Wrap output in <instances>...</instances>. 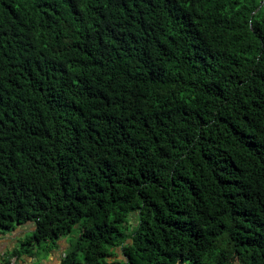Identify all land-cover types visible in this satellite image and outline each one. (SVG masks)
<instances>
[{"label": "trees", "instance_id": "1", "mask_svg": "<svg viewBox=\"0 0 264 264\" xmlns=\"http://www.w3.org/2000/svg\"><path fill=\"white\" fill-rule=\"evenodd\" d=\"M27 221L78 228L61 264H264V0H0V235Z\"/></svg>", "mask_w": 264, "mask_h": 264}, {"label": "crops", "instance_id": "2", "mask_svg": "<svg viewBox=\"0 0 264 264\" xmlns=\"http://www.w3.org/2000/svg\"><path fill=\"white\" fill-rule=\"evenodd\" d=\"M34 231L35 224L23 223L2 233L0 235V264H8L10 257L18 249L21 250V253L17 255L19 264H61L62 259L69 251L67 238L58 240L55 247L45 253L41 249L27 244V239ZM69 238L71 239V237ZM116 257L122 259L121 253H117Z\"/></svg>", "mask_w": 264, "mask_h": 264}, {"label": "rangeland", "instance_id": "3", "mask_svg": "<svg viewBox=\"0 0 264 264\" xmlns=\"http://www.w3.org/2000/svg\"><path fill=\"white\" fill-rule=\"evenodd\" d=\"M130 221H129V223H128V226H129V229H133V228H135V226L137 225V214L135 215V213L134 212H132V213H130ZM31 223H33V224H35V222L34 221H27V222H25V224H31ZM77 236H78V228L77 227H75L73 230H72V232L70 233V234H68L67 236H63V237H61L60 239H63V238H67V241H68V248H69V250H70V248L72 247V242L77 238ZM69 237H71V239L69 238ZM59 239V240H60ZM64 239V240H65ZM115 258H113V259H111V262L113 263V261L115 262V263H119V262H121L122 261V259L121 258H119V257H116V255L114 256Z\"/></svg>", "mask_w": 264, "mask_h": 264}, {"label": "built area", "instance_id": "4", "mask_svg": "<svg viewBox=\"0 0 264 264\" xmlns=\"http://www.w3.org/2000/svg\"><path fill=\"white\" fill-rule=\"evenodd\" d=\"M8 264H19L18 257L17 256L10 257Z\"/></svg>", "mask_w": 264, "mask_h": 264}]
</instances>
